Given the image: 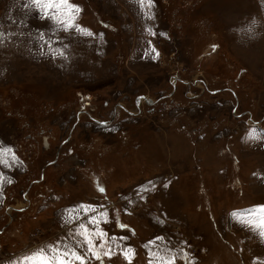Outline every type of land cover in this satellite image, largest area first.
<instances>
[{
  "label": "rangeland",
  "instance_id": "obj_1",
  "mask_svg": "<svg viewBox=\"0 0 264 264\" xmlns=\"http://www.w3.org/2000/svg\"><path fill=\"white\" fill-rule=\"evenodd\" d=\"M71 3L93 36L0 0V264L81 223L131 264H264V0Z\"/></svg>",
  "mask_w": 264,
  "mask_h": 264
},
{
  "label": "snow or ice",
  "instance_id": "obj_2",
  "mask_svg": "<svg viewBox=\"0 0 264 264\" xmlns=\"http://www.w3.org/2000/svg\"><path fill=\"white\" fill-rule=\"evenodd\" d=\"M31 2L36 5L38 9V15H43L44 19L51 20L56 24H62L63 31L69 32L75 29L83 36L91 37L94 35L91 31L83 30L82 27L76 24L77 17L75 14L80 11V8L78 5L71 3V0H31ZM152 2L153 0H138L141 8H143L145 4L150 7ZM49 11H52L51 16L48 15ZM147 18L151 19V17ZM41 39H43V34H41ZM60 55H63V53L61 52ZM260 132L264 133V130H260ZM252 138L264 140V134H258L256 133V130H253ZM3 155H5V153L0 152V157H3ZM13 160H15L14 156ZM0 164L7 165V161L0 159ZM10 182L11 181H9V183ZM99 191L103 192L104 189L100 188ZM80 211L87 213L95 212L96 209L92 208L91 206H82ZM259 211L264 213V209H260ZM101 215H103V213ZM233 215L235 216L236 214ZM89 223L96 225L98 223L97 217L92 216ZM255 227L261 229L260 236L262 239H264V216H262V218L259 220V223L256 224ZM73 235L82 238V242L78 243L75 248H70L67 245L63 246L62 248L60 246L52 247L49 249L51 253L50 255L44 254V250L41 249L40 252L36 253L35 255L24 257V260L31 262V264H36L37 261H39L40 264H90V259H95L96 261L107 259L111 262L112 260L123 256L126 264H131L129 257L134 255V253L130 248L120 253L113 254L110 249L105 250V246L103 244L97 245L94 242V237L102 239L105 233L89 231L85 225L81 223L79 225V229H77ZM162 239L163 237H157V240ZM149 243L151 244L154 242L150 241ZM162 251L169 252L170 249L165 248L162 249ZM158 258L163 260L164 264H175L174 257H168L166 260L162 256H159ZM149 264H151V261Z\"/></svg>",
  "mask_w": 264,
  "mask_h": 264
}]
</instances>
